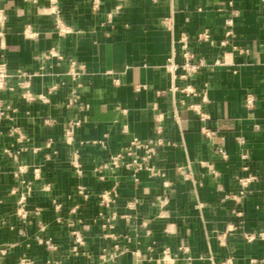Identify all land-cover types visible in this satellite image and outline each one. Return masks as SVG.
<instances>
[{
	"label": "crops",
	"instance_id": "1",
	"mask_svg": "<svg viewBox=\"0 0 264 264\" xmlns=\"http://www.w3.org/2000/svg\"><path fill=\"white\" fill-rule=\"evenodd\" d=\"M0 9L13 72L0 90V263L264 264V0H0ZM204 29L210 41L197 39ZM184 35L206 63L193 94L174 91L167 69L173 54L183 62ZM18 69L37 73L29 88ZM133 137L164 140L157 173L100 172ZM248 174L260 178L240 193ZM29 186L24 222L16 202Z\"/></svg>",
	"mask_w": 264,
	"mask_h": 264
},
{
	"label": "built area",
	"instance_id": "2",
	"mask_svg": "<svg viewBox=\"0 0 264 264\" xmlns=\"http://www.w3.org/2000/svg\"><path fill=\"white\" fill-rule=\"evenodd\" d=\"M2 16V10L0 9V17ZM228 23L230 26L232 25V20H228ZM228 35L233 34V29H229L227 31ZM197 39L200 41H210L211 40V33L209 29H204L198 32L197 34ZM182 46H183V62H179L176 59L175 54L171 55L168 58L167 62V69L171 73L173 79L177 82L178 80H182L187 82L185 85H180L178 83H173L172 89L174 91L179 90L182 91L186 94H193L196 93V89L193 86L192 83H190V80L192 77L206 65V63L203 60H196L195 59V54L189 49V38L187 35H184L182 37ZM224 43L227 42V40L223 41ZM80 68V66L76 65L75 60L71 61V72L75 74L76 76L78 75V70L76 69ZM19 77H22L23 80L20 82V84L23 87H30V79L35 76L37 73L36 72H31L29 70L25 69H18L16 73ZM13 76V72L10 71L9 69V64L6 59L5 54L0 53V90L7 88L8 87V81L10 77ZM23 97L26 100H33L35 98V95L27 89ZM255 95L250 93L248 94L246 98V103L247 106L253 107L255 105ZM10 107V106H8ZM200 113L201 117L203 119H207L208 115L201 110H198ZM4 109H0V122L2 116L5 114ZM80 121H76L73 124L69 125L66 131L65 139L66 142L71 143L74 139V126L79 125ZM10 131L12 134L18 133L19 138L25 137V135L20 131L19 127L16 125H12L10 127ZM164 143V140L159 137V138H149V139H141L138 137H133L127 144L125 150L123 152H118L114 154L111 157V160L107 163L102 164L98 170L102 172L104 168H109V169H114L118 168L122 165H125L128 168H131L134 170V172H138L140 170H150L153 174L157 173V170H155V166L153 164V159L156 156L159 147ZM51 142H49V145ZM220 152L223 157H227V151L224 149H220ZM75 164L77 165V171L79 173L82 172V169L79 165V163L76 161ZM36 174L39 175L38 169H36ZM101 178H104V175L100 176ZM259 176L255 174H248V175H243L238 177L239 184L241 186L240 193L244 192H251V184L259 180ZM264 180V177H263ZM31 192V186H29V189L23 193H21L20 197L18 198L16 204H17V209L16 212L20 215L21 219L25 222L28 217L30 216L28 209H27V194ZM79 192L87 196L85 187L80 185L79 186ZM117 195L116 189L113 190H104L101 194V200L100 204L103 206H109L112 202L115 201V197ZM135 202H129L128 206L129 207H134ZM60 204L57 205L59 207ZM36 211L39 212V208H36ZM103 216V213H100ZM116 215H113L112 218H108L107 222L104 223L105 227H114V219ZM248 239H254L255 235H246ZM85 242L83 235L79 231H75V244H74V252L76 254L79 253V248L81 245H83ZM50 247L53 246L50 241L47 242ZM0 251L4 252L3 248H0ZM165 254H168V250H165ZM112 257V256H111ZM103 260L104 262L107 261L106 255H103ZM2 264V263H0Z\"/></svg>",
	"mask_w": 264,
	"mask_h": 264
}]
</instances>
